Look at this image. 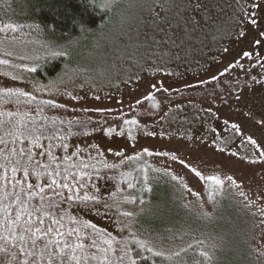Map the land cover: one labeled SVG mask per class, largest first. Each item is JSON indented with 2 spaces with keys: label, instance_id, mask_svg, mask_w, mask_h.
Instances as JSON below:
<instances>
[{
  "label": "rangeland",
  "instance_id": "1",
  "mask_svg": "<svg viewBox=\"0 0 264 264\" xmlns=\"http://www.w3.org/2000/svg\"><path fill=\"white\" fill-rule=\"evenodd\" d=\"M96 1L79 37L0 40V113L35 125L0 136L21 159L0 168V248L19 228L1 203L31 184L94 197L71 230L114 264H138L135 243L156 264H264V0ZM57 52L56 75L25 74Z\"/></svg>",
  "mask_w": 264,
  "mask_h": 264
},
{
  "label": "trees",
  "instance_id": "2",
  "mask_svg": "<svg viewBox=\"0 0 264 264\" xmlns=\"http://www.w3.org/2000/svg\"><path fill=\"white\" fill-rule=\"evenodd\" d=\"M106 16L107 9L96 0H0V40L6 37H20L16 34L32 33L37 38H54L58 40L57 42L62 43L79 37L83 31L89 28L98 26ZM65 59L66 55L62 52L43 55L34 61L35 65L32 70L24 72L25 74L28 72V76L37 81H45L62 70ZM30 65L32 64L30 63ZM33 69L35 70L33 71ZM14 118V115L0 113V136L3 133H10L14 137V131L20 127L25 126V129L35 127L32 125L34 121L29 117V120L19 122L20 124ZM10 140L5 141L0 137V146L3 145L0 149L1 169L5 168L11 160L17 161V163L21 161L13 156L3 155V149L11 147ZM14 140H12L14 142L12 147L16 146L15 142L20 145L21 142L30 141L27 138ZM25 158V166L29 161L35 159L26 157V155ZM32 173L30 177L38 180V174L32 176ZM19 176L28 180L24 172ZM14 188L15 190L11 194H4L5 198L1 205L5 213V209L9 210V206L15 208L18 214L19 228L6 235L7 244L0 248L6 250L0 251V264L9 261L8 259H11L9 264H25L27 260L30 264H69L70 262H82L85 259L90 260L93 264H114L116 261L114 249L103 250L99 247L98 238L95 240L86 238L82 244H79V232L72 233L75 218L71 215V207L80 205L83 200H94L87 199L86 192L80 189H71L70 192L66 189L64 192L62 189L53 191L45 188L44 192L47 193V196L40 202L43 191L41 192L38 188L29 189L28 184L26 187L14 186ZM8 189L9 187L5 191L9 192ZM27 193L28 198H26ZM54 193H58V195ZM17 198L22 202V205L17 203ZM27 213H32L30 218ZM41 221L43 222L41 223ZM57 221L59 222L57 223ZM35 227L40 229L46 227L42 231L46 234L35 233ZM28 228H32L33 232H27ZM22 235L24 236L23 241L20 239ZM45 244L47 248H44ZM65 244L70 247H65ZM134 247L139 253L138 264H156L161 261L159 255L146 252L142 249L141 244L135 243ZM61 248L64 249L63 253L60 251ZM41 252L42 256L39 255ZM199 255L204 263L203 260L206 256L202 252ZM72 256L75 259H72Z\"/></svg>",
  "mask_w": 264,
  "mask_h": 264
},
{
  "label": "snow or ice",
  "instance_id": "3",
  "mask_svg": "<svg viewBox=\"0 0 264 264\" xmlns=\"http://www.w3.org/2000/svg\"><path fill=\"white\" fill-rule=\"evenodd\" d=\"M34 70H35V69H33V71H34ZM25 95H27V94H25ZM12 171H13V172H16V171H17L16 167H13V168H12ZM24 174H25V175H28V171H27L26 168L24 169ZM38 175H39V174H38ZM5 178H7V177L5 176ZM56 183H57V181H56L55 179H52V183L49 184L48 187H49V188H52L53 185H55ZM34 186H35V185H29L28 187H29V189H31V188H33ZM62 186L65 187V188L68 187L67 184H63ZM40 191L42 192V191H43V188H41ZM54 194L58 195V193H54ZM89 198H94V197H89ZM43 199H44V197H41V200H43ZM17 203H21V205H22V202H20L18 198H17ZM5 211L7 212L8 210L5 209ZM22 214H23V209H22ZM27 215H28L29 218H30L31 215H32V213H27ZM42 222H43V221H41V223H42ZM58 222H59V221H57V223H58ZM12 223L15 225L16 221L13 220ZM26 231H27V232H33V229H32V228H28V229H26ZM34 232H35V233H40V234H46V233H43L42 230H41L39 227H35ZM20 239H21V241H23L24 236L22 235V236L20 237ZM33 243H34V241H33ZM65 247H70V246L67 245V244H65ZM44 248H47V245H46V244L44 245ZM22 250H23V249H22ZM0 251H6V250H5V249H0ZM60 251H61V253H63V252H64V249L61 248ZM39 255L42 256L43 253L41 252V253H39ZM49 255L51 256V254H49ZM72 259H75V257L72 256Z\"/></svg>",
  "mask_w": 264,
  "mask_h": 264
}]
</instances>
